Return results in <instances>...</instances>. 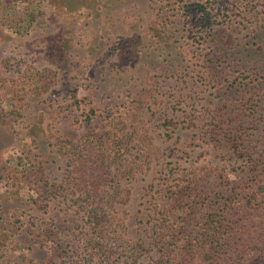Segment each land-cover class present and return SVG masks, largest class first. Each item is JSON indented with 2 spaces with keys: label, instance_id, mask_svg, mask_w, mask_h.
Instances as JSON below:
<instances>
[{
  "label": "rangeland",
  "instance_id": "obj_1",
  "mask_svg": "<svg viewBox=\"0 0 264 264\" xmlns=\"http://www.w3.org/2000/svg\"><path fill=\"white\" fill-rule=\"evenodd\" d=\"M0 264H264V0H0Z\"/></svg>",
  "mask_w": 264,
  "mask_h": 264
},
{
  "label": "trees",
  "instance_id": "obj_2",
  "mask_svg": "<svg viewBox=\"0 0 264 264\" xmlns=\"http://www.w3.org/2000/svg\"><path fill=\"white\" fill-rule=\"evenodd\" d=\"M199 11V21L201 23L212 22L214 20L205 4H200ZM65 145L67 149H65L64 153L67 154L69 166L67 174L63 179L66 189L76 187L84 189L85 192L96 189V186L102 183L101 176L106 173V169H108L112 160L106 149L107 146L101 144V138L95 135H89L77 143ZM241 152L244 151H238L239 155L244 154ZM88 198L90 208L97 207L102 201L99 199L97 192H89ZM215 233L217 232L215 231Z\"/></svg>",
  "mask_w": 264,
  "mask_h": 264
}]
</instances>
